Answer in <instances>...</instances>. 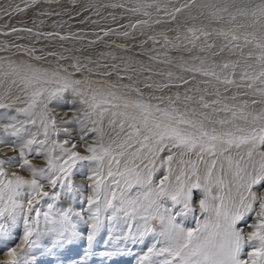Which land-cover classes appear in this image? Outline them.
Returning a JSON list of instances; mask_svg holds the SVG:
<instances>
[{"label": "snow or ice", "instance_id": "1", "mask_svg": "<svg viewBox=\"0 0 264 264\" xmlns=\"http://www.w3.org/2000/svg\"><path fill=\"white\" fill-rule=\"evenodd\" d=\"M153 6L147 3L140 7ZM155 9L164 11L173 21L186 10L191 20L207 19L208 24L189 27L185 39L195 46V41L205 37V47L199 49L205 52L216 47L207 40L215 35L224 43L212 55L227 50L239 59L216 63L208 56H196L198 64L180 67L193 73V79L196 75L204 77L200 83L225 85V92L230 90L228 86L246 89L243 95L250 99L229 105L223 102L229 97L222 96L218 87L209 92L199 85L189 87L183 96L177 92L167 99L155 95L145 98L136 83L96 86L99 82L83 76L86 66L78 60L71 64L73 71L59 68L49 72L30 64H10L3 75L26 99L21 101L17 96L12 103L0 99V109L7 110L5 116L12 121L0 128L5 135L23 140L17 158L0 159V236L11 238V229L18 223H22V235L17 246L3 252L8 258L4 264H28V253L40 246L42 237L50 238L53 249L74 241L80 236L74 216L89 228L87 241L91 244L105 213L109 221L118 217L141 221L136 229L141 239L158 237L143 260L155 256L162 258L160 264H264V0H185L178 6L173 4L171 11L167 4L163 8L155 4ZM193 10L198 15H191ZM143 14L150 15L146 10ZM213 24L217 27L209 31ZM111 67L119 80L132 81V76L119 73L137 71L115 64ZM87 71L93 74L92 69ZM99 75L111 77L113 72ZM172 75L167 73L170 80ZM177 80L181 83H145L144 88L159 90L190 84L183 76ZM68 93L73 103L83 106L76 120L81 124V135L75 143L71 138H52L61 131L71 137L68 128H60L49 108ZM206 94L218 98L209 101ZM230 98L236 100L237 96ZM17 102L25 106L15 108L16 115L9 116ZM20 116L26 119H18ZM29 124L38 125L39 131L30 132ZM89 132L96 134L91 143L86 139ZM24 133L31 138L24 139ZM40 135L43 139L37 138ZM4 142L0 139V144ZM80 142L86 154L78 150ZM34 151L44 156L46 166L32 164L29 155ZM6 163L28 171L31 179L16 172L9 174L4 169ZM81 166L88 168L86 183L74 185V172ZM85 188L90 190L82 201L88 206L86 218L71 207L54 210L61 198L57 189L71 197ZM197 191L201 194L200 218L194 228H186L177 217L196 214ZM45 205L47 211H42ZM128 232L132 234L131 224Z\"/></svg>", "mask_w": 264, "mask_h": 264}, {"label": "rangeland", "instance_id": "2", "mask_svg": "<svg viewBox=\"0 0 264 264\" xmlns=\"http://www.w3.org/2000/svg\"><path fill=\"white\" fill-rule=\"evenodd\" d=\"M184 2L185 0H171V3L169 0H0V99L4 103H12L17 96L21 98V101L26 99L20 88L12 85L11 79L3 75L9 70L10 64H30L49 72L59 68L73 71L71 64L77 60L86 66L83 76L94 83L99 82L96 86L136 83V86L142 89L145 98L155 95L167 99L168 96L175 95L177 92L183 96L189 87L199 85L201 88L209 89V92H212L214 87H218L222 96L229 97L223 100L229 105H239L241 101L250 99L249 96L243 95L246 89L228 86L230 90L225 92V85L216 84L215 81L212 84L200 83L205 79L204 77L196 75L193 79V73L184 72L180 67L182 64H198L199 62L194 60L196 56H208L216 63L239 59L238 55L234 56L227 50L218 56L212 55L219 51L224 43L222 38L215 35L208 37L207 40L215 43L216 47L206 49L205 52L199 51L201 47H205V37L201 36L200 40L195 41V46L185 39L189 27H199L201 23L208 24V20L204 17L191 20L186 10L184 14H177V19L173 21L164 11L157 12L155 9V4H160L161 8L167 4L171 11L173 4L178 6ZM147 3H152L154 6L147 9L140 7ZM112 5H122V7H112ZM134 8H140V11H131ZM145 10L150 15L145 16L143 14ZM191 15H198V13L193 10ZM157 20L161 22L156 23ZM142 21L147 23H141ZM133 24L136 25L135 28L132 27ZM215 27L217 25H210L208 30L211 31ZM12 28L31 29V31L12 32ZM6 32L9 34L4 35ZM125 32L128 33L127 36L124 35ZM50 33L52 35H49ZM49 53H55V55H49ZM60 56L68 57V59H60ZM114 64L121 69L136 68L137 71L119 73L124 76L130 75L133 80H119L116 69L111 67ZM103 65L108 67L104 68ZM87 69H92L93 74H89ZM105 71H112L113 75L111 77L99 75ZM168 72L173 74L171 80L167 76ZM179 76L188 79L190 84L159 90L155 87L144 88L145 83L180 84L181 82L177 80ZM76 78H81V75H77ZM9 89L10 97L5 99ZM232 95H236L237 99L232 100L230 98ZM205 98L211 101L218 97L206 94ZM73 99L68 93L63 101L49 105L60 128H68L71 133V137H68L61 131L60 135L52 137L53 139L63 141L71 138L74 143L79 140L81 124L76 120L81 117L83 106L78 102L73 103ZM158 102L153 101V103ZM24 106L23 103L17 102L7 114L16 115L15 108ZM6 111L0 109V126L12 122L5 116ZM18 119L26 118L20 116ZM64 120L72 121V123L65 124ZM88 127L92 125L89 124ZM104 127L107 132V121ZM27 128L32 133L39 131L38 125L29 124ZM22 135L24 139L31 138L27 133ZM95 135V133H88L86 139L89 143ZM37 138L43 139V136L40 135ZM0 139L5 141L0 144V159L8 161L11 158H17L23 140L5 135L2 128H0ZM78 150L81 154H86L83 142H80ZM29 159L36 167L46 166L44 156H37L35 151L29 155ZM4 169L9 174L16 172L26 179H31V174L18 166L6 163ZM87 173V166L78 167L73 176L74 185L85 184L84 177ZM56 191L61 192V198L54 204L55 211H64L71 207L73 212H79L85 218L87 217L88 206L82 201L90 194V190L85 188L84 191L75 193L71 197L64 195L63 190ZM199 198L201 194L197 191L194 194L195 215L177 217L178 222L186 228H194L196 220L200 218ZM42 211H47L46 205ZM107 215V213L103 215V224L91 244L87 241L89 228L74 216L73 220L78 225L80 236L71 243L54 249L48 242L50 238L42 237L39 241L40 246L28 253V264H160L161 257L151 256L148 260H143L158 237L146 236L141 239L137 236L136 229L142 223L141 221L138 219L125 221L123 217L109 221ZM251 222L250 220L249 223ZM129 224L132 225L131 235L128 232ZM21 235L22 223H18L11 229V238L0 236V264H4L8 259L3 252L8 247L17 246Z\"/></svg>", "mask_w": 264, "mask_h": 264}]
</instances>
